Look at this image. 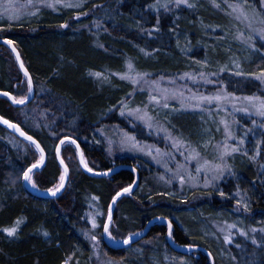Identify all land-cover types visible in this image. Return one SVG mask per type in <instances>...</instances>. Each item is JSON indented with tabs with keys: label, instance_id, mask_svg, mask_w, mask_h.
Here are the masks:
<instances>
[{
	"label": "trees",
	"instance_id": "trees-1",
	"mask_svg": "<svg viewBox=\"0 0 264 264\" xmlns=\"http://www.w3.org/2000/svg\"><path fill=\"white\" fill-rule=\"evenodd\" d=\"M149 3H153V0H88L84 9H45L31 20L13 25L11 32L0 33V38L7 35L16 41L15 46L33 79V84H36L37 88L42 86L40 109L44 110V113L41 114L43 119L42 126H39L41 130L32 131L28 126L16 121L12 112L17 108L12 107L7 99L0 98V116L18 124L45 149L46 166L43 170L33 173L37 190L46 191L56 182L61 171L55 154L48 153L44 140L40 137L45 126L52 133L58 135L62 133L60 138L76 136L75 139L85 156L98 163L99 171L111 168L102 149L95 147L89 150L79 138L87 140L93 131L106 122L124 125L118 116L120 107L118 102L127 99V93L131 92V88L127 83H120L115 79L98 88L89 77V72L107 69L123 73L126 61H130L137 72H147L153 77L182 74L188 71L187 63L191 58L203 56L205 52L203 43L220 36V31L224 29L220 15L209 9L197 7L195 10H189L182 7L173 12L154 13L145 10ZM93 4L104 7L95 10L92 9ZM248 5L258 11L262 8L259 0H248ZM77 11H89V14L82 16L84 19L80 22H76L71 18ZM157 15L161 17L160 31L149 37L142 29L150 30L156 23ZM137 20L141 21L139 27ZM65 21H68L71 27L59 28L58 25ZM201 21L203 25L219 27L215 32L211 28L205 31ZM96 22L100 23V27L95 26ZM171 29H175V32ZM177 32L182 35L181 37L191 41V45L188 44L191 51L177 44ZM99 44H103L104 48H100ZM141 48L149 55L141 52ZM5 81L4 67L0 60V92L7 91L13 95L12 86H7ZM247 89L249 93L253 91L252 88ZM35 99L39 98L35 95ZM180 121H182L180 126L186 129L187 134L191 125L187 120ZM70 127L73 131L69 129ZM0 131L6 133L2 128ZM136 133L138 135V132ZM137 137L140 140L144 139L140 134ZM8 151L9 156L0 159V230L13 226L17 219L22 223L14 238H6V234L0 231V264H36L37 261L38 264H62L69 256H73L71 261L73 264L75 257L80 254L84 260L90 261L92 248L84 233L88 231V217L92 207L106 208L118 188L133 182L132 172L120 171L109 179L92 178L82 172L72 174L62 195L57 199L43 200L29 195L24 188L18 194L11 192L7 183L8 163L15 160L14 163L20 168H27L34 162L35 154L29 150L25 151V154L13 149ZM121 164L128 163L123 161ZM234 169L242 175L244 181L237 183L234 179L228 178L221 181L218 187L234 197L236 186L241 184L248 193L257 195L258 198L252 205L257 210L255 215L257 216L258 212L264 209V186L258 181L255 185L252 183L257 179L252 167L236 163ZM139 175V187L141 185L144 187L146 176L143 172H139ZM139 187L133 196L121 199L116 205L119 214L115 210L113 221L117 222L119 230H123V235L115 233V237L124 239L129 233L141 232L151 219L167 216L173 221L176 244L203 247L212 253L215 264H223L210 244L201 241L195 232H191L190 235L184 234L178 227L172 217L182 215L180 210L173 209L178 212L171 213L166 201L154 199L157 195L154 190L150 192L151 200L142 199L136 195ZM93 195L100 198L98 202L91 200ZM199 198L202 200L195 201L194 209L220 213L235 206L234 198H221L215 190L206 192ZM120 215L129 223L134 222V226L126 228L128 223L120 219ZM43 231H48L49 237L43 236ZM155 237L158 241L155 246L157 252L160 251V243L162 245L165 243L166 249H170L166 242L164 225H154L145 239L152 240ZM241 244L246 246L244 251L234 248L235 242L232 244L234 246L230 247L231 256L237 259L235 261L230 259L227 264H245L246 260L254 261V264H264V251L254 249L250 242ZM126 249L116 251L107 248L106 252L112 259L119 260L126 256ZM172 254L175 257L183 255L189 264H209L207 256L200 252Z\"/></svg>",
	"mask_w": 264,
	"mask_h": 264
},
{
	"label": "rangeland",
	"instance_id": "rangeland-1",
	"mask_svg": "<svg viewBox=\"0 0 264 264\" xmlns=\"http://www.w3.org/2000/svg\"><path fill=\"white\" fill-rule=\"evenodd\" d=\"M192 2H198V8L209 9L211 12L219 14L220 18L222 19L221 23L223 24L224 29L223 31H220V36H215V38H213L212 40L203 43L205 44V47H203L205 49L203 56L201 58H191L187 63V72L191 74H197L199 71H205L206 73L218 72L219 68L225 65L228 66L229 70L220 73L217 76L209 75L208 79L213 81V83H205L199 78L198 75L195 81L187 78L180 79V77L185 72L182 74H172L165 77L162 76L164 77V79L160 81L161 87L177 88L184 91L185 95L190 94L189 89L191 90V92L210 95L215 93L222 86H225L227 91L234 93L236 96L242 97L247 95H264V85L260 84L258 81H255L251 77H237L233 75V73L237 70L233 61L239 63L245 72L256 71L258 70V67L264 68V48H261V45L264 44V41L260 40L257 36L255 37V43L256 48L259 49V51H255L249 48L246 44L234 39L237 29L243 31L245 36L249 34L244 24L240 23V21L235 20L233 17L226 15L225 11L214 8L209 0H192ZM217 2L222 3V0H217ZM24 3H26V0H14V4ZM5 6H7L6 0H4V3L0 5V7ZM45 9L50 8H42L40 13ZM252 10L254 9H252L248 5V11L250 14ZM227 11H230V9H228ZM153 12L157 13L156 11ZM160 12H164L163 9H161ZM256 12L257 15L264 13V7H262L260 11L256 10ZM31 18L34 17H27L21 22L29 21L31 20ZM83 19L84 18L81 17V19L76 22H80ZM17 24L18 23H14L13 25ZM8 32H11V30ZM225 33H227L226 36ZM181 36L182 35L180 34L179 44L182 45V48L187 49L188 47H190L187 43L189 39L187 38L186 40V38ZM221 36H224L225 38L223 40L218 39ZM0 60L2 61L4 67V74L6 77L5 84L7 86H12L13 95L25 94L26 79L19 71L14 57L6 48H0ZM196 61H207L209 66L206 68H201V66L197 64ZM126 71L127 68L124 69L123 73ZM100 72L105 76H108L110 80L115 79L120 83L125 82L130 86L133 95L131 97L128 96L125 100L128 103L129 107H142L144 104L149 103L147 90L141 92L139 90L140 86L137 85L136 90L133 91V86L128 81H121L118 76L112 75V73L115 72L109 71L107 69H104ZM89 77L94 81L98 88L109 83L104 82L101 79L94 78L90 75ZM158 78L159 77H153L151 75L148 77V79L150 80H155ZM170 81H175V83L172 84L170 83ZM221 82H223V84ZM40 87L42 88L41 85ZM40 87L37 88V85L34 84L35 95L36 98H39L38 100L35 99L28 106L17 108V110H14L12 112V115L16 121H20V124L28 126V128L32 131L41 130V121H43L41 114L44 113V110L40 109V98L42 97V90ZM247 88H252L253 91L249 93ZM169 103L170 107L168 109L157 108L155 112L151 110L150 105V114L155 116L156 121L167 128L173 136L182 137L186 142H189L192 147L197 148V150L200 151L202 155L207 156L209 159H212L214 155V149L212 145L218 142L222 143L224 141L223 125H219V121L221 119H227L230 122L231 130L234 132L237 138L243 137L245 139V145L243 147L249 150L250 153L255 148L256 141L264 140V128L260 127L261 124H264V117L257 116L254 112L250 111L248 113H245L233 111L231 104L226 106L227 112L221 111L218 110L215 102H213L212 104H204L200 108H185L182 110L174 111L173 109H180L179 103L174 100L170 101ZM236 105L237 107L242 106L239 101L236 102ZM119 108L118 116L123 120L124 125L119 126L106 122L99 129L93 131L90 134V138H88L87 140L85 138H79L81 143L89 150L94 149L95 147L102 149L105 158L111 168L121 164L123 161H126V163L138 168L139 172H143L146 176L145 185L144 187L143 185H141L139 187L140 192L138 191V193L136 194L142 197V199H146L148 198V196H151L150 192L153 190L157 193H173V196L156 195L154 199L156 198L166 201V203L169 204L168 207L170 208L169 210L171 213L178 212L174 211L173 209L180 210L182 212V215H175L172 217V219L176 222L182 232L188 235L192 234L191 232H195V234L198 235L201 241L203 240L205 243L210 244L221 263L227 264L228 261L232 259V252L230 249V247L232 248V246H234L232 244H234V242L246 244L249 243L250 240L241 237L236 229H233L232 231L234 233V242L230 245L224 244L222 242V234L217 232V226L223 227L224 225L222 222L227 221L228 223H237L238 227H264V209L263 211L258 212L257 216H255L257 210L256 208L252 207L254 202H256L255 200L256 198H258V196H255L254 193H249L251 208V211L249 213L237 211L235 206H233L231 210L220 213L209 212V210L207 209H194L193 207L196 204L195 201L197 199H199V201L202 200L199 197L212 190L203 188V173L200 174V187L198 188H194L189 184H185L183 186V190H181V185L179 184L178 180L173 181L172 185H166L163 181H160L158 179L160 175H164L165 177L171 175L170 172H167L165 170V163H167V166L173 170L176 169L177 163H186L185 156L180 155L181 151H184L185 155H187L186 148H181L179 151L172 148L171 141L165 139L164 132H157L155 126L152 129H149L141 121L133 120L126 115L121 116L119 114ZM227 113H232V115H228ZM182 119L184 121L187 120L188 124L191 125V128L188 130V132H186L187 134H185L186 129H183L180 126L182 123V121L180 120ZM253 120L256 121L255 125L252 123ZM232 121H236V123H231ZM37 125H39L40 127ZM217 126L220 127V131H216ZM69 129L73 131L71 127ZM248 129H252V131L248 132V135L245 136L244 134ZM122 131H127L130 134H134L136 137L140 134V136H142V138L144 139L140 140L138 137L137 139L141 142L142 145L159 147L162 152L171 153V157H161L159 158L161 162L157 163L156 160H153L150 156L145 155L144 152L121 150L119 147V139ZM42 132L43 133H41L40 137L44 140V145L47 148L48 153L55 154V145L62 136V133H59V135L56 134L54 136L47 126L44 127ZM136 132H138V135ZM71 137L77 138L76 136ZM109 139L113 141L111 154H109L108 152ZM208 141H210L209 146L207 148H204V143ZM229 143H235V141L230 140ZM262 147H264V145H262ZM10 149L20 152V154H25V151L29 150L31 153L33 152V154H35V159L38 158V153H36L33 146L21 140H18L7 131L6 133L0 131V159L7 158L9 156L8 150ZM62 156L65 163H67L69 167L70 179L72 174H78L79 172H81L77 161L76 152L72 146L68 147L67 151H65L63 148ZM85 158L88 160L90 167H93L95 171H99V165L94 159L89 160L86 156ZM257 161L258 163H264V159H261L259 157L257 158ZM14 162L15 160H11L10 163H8L7 183L11 192L13 191L15 192V194H18L20 190L23 189L22 179H18V177L21 175L22 171L26 169V167L20 168V166ZM228 162L232 165L236 176L233 177L230 175H226L222 181H225L228 178L234 179L237 183H242V181H244L242 175L240 173H237L234 169L236 163L243 164V166L245 165L252 167L253 171L256 172V174L259 171L257 163H252L246 157H243L239 154H236L234 159L230 158ZM188 167L194 169L195 161L189 163ZM13 180L15 181V183H12ZM220 182L221 181H219L218 184ZM119 189L120 188H118L117 190ZM181 200H187V203H181ZM107 207L108 204L106 208H103L102 206L92 207V211L90 212V215L88 217L87 232L95 233L100 238L99 246L94 249L92 246V242L87 238L92 248V256L90 261L84 260L82 255L80 254L75 257V261L73 264H77V262L78 264H103L105 260H121L112 259L110 256H108L106 252L107 248L102 243V225L106 220ZM115 210L118 211L119 214L118 207H116ZM97 211L102 213V215L95 216ZM93 216H95L97 224L100 225V227L96 229H92L90 223V220ZM120 217V219L127 221V219L123 215H120ZM241 221H243L242 224L240 223ZM113 222V226L110 229L112 231V234L114 236L115 233L123 235V230H119L117 222ZM127 223L128 224H126V228H132L134 226V222L129 223L127 221ZM213 232H217V235L220 236V239H217L215 236L211 235V233ZM205 233H207V235H205ZM127 236L128 235H126L125 237ZM117 240L122 241L123 238H117ZM157 242V237H155L152 240L145 239L136 243V245L134 244L128 247L126 249V256L123 259L124 264H173L172 258L178 257H175L170 249H166L165 243L163 245L160 243V251L157 252V247H155L157 245ZM234 248H236V246H234ZM105 253L107 255H105ZM71 257L73 258V256ZM71 261L70 264H72Z\"/></svg>",
	"mask_w": 264,
	"mask_h": 264
},
{
	"label": "snow or ice",
	"instance_id": "snow-or-ice-1",
	"mask_svg": "<svg viewBox=\"0 0 264 264\" xmlns=\"http://www.w3.org/2000/svg\"><path fill=\"white\" fill-rule=\"evenodd\" d=\"M7 6L0 7V33H7L11 30V27L14 23H20L23 19L27 17H36L42 8H50L53 10L57 9H84L88 3V0H26L24 4H14V0H6ZM211 5L222 11H225V14L233 17L235 20L240 21V23L245 25L246 30L248 31V35L245 36L243 31L237 29V32L234 36V39L246 44L249 48L259 51L256 48L255 37H259L260 40L264 41V13L257 15L256 10H252L251 14L248 11V0H242V2H229V0H222V3H218L217 0H209ZM262 7H264V0H259ZM4 3V0H0V5ZM223 5V6H222ZM184 7L189 10H195L198 6V2H192V0H153V3H149L146 7V11H156L157 13L163 9L164 12H172L175 9H181ZM104 7V5L93 4L92 9L99 10ZM92 9H89L91 11ZM230 9V11H227ZM89 11H77L74 12L72 16L73 21H79L82 16H87ZM179 19V17H177ZM160 22L161 17L157 15L155 25L149 29H142L144 34L151 37L153 33H158L160 31ZM137 26H140L141 21L137 20ZM201 25L205 31L209 28L213 32L216 31V27L211 25H203L201 21ZM96 27H100V23L96 22ZM259 26V27H258ZM61 29H67L71 27V24L68 21H65L58 25ZM115 27V26H113ZM178 27V25H177ZM107 30V29H106ZM171 31L175 32V29H171ZM179 33H176L177 36V44L179 45ZM227 33H225V36ZM225 37L221 36L218 39L223 40ZM2 43L11 48V51L15 53L16 60L19 62V67L23 72L26 80V93L22 95H12L10 92L3 91L0 92V95L7 97L12 104L15 105H25L29 100V95L33 92V79L30 76L27 68L23 61L20 58L19 52L16 48V41L10 38L7 35L2 37ZM189 45H191V41H187ZM100 48H104L103 44L98 45ZM261 48H264V44L261 45ZM107 51V49H105ZM141 52H144L145 55H149V53L145 52V49L141 48ZM183 51V49H182ZM187 51H191V48L188 47ZM197 64L201 66V68L208 67V62L204 61H196ZM235 64V68L237 69L233 75L237 77H251L255 81H258L260 84L264 85V68H259L256 71L245 72L239 63ZM127 71L124 73H112L114 76H118L121 81H128L133 86V91L136 90V86L139 85V90L144 92L147 90L148 92V104H144L142 107H129L128 103L124 100L119 101L120 104L119 114L121 116H127L136 121H141L146 127L152 129L154 126L157 132H164L165 139L171 141V146L178 151L181 148H186L187 155H185L184 151L180 152V155L185 156L186 163L180 164L177 163L176 169L173 170L167 166V163L164 164L165 170L170 172L171 175L165 177L164 175L159 176V180L163 181L166 185H172L173 181L178 180L181 185V190H183V186L185 184H189L194 188L200 187V174L203 173V188L204 189H212L215 190L221 198L233 199L235 197V207L237 211H242L244 213H249L251 211L250 208V196L247 189H242L239 184L236 186V191L233 195L226 193L223 189L219 188L218 182L222 181L226 175H230L235 177L236 173L233 170L232 165L228 162L230 158L234 159L236 154H239L243 157H246L250 162L257 163L258 173L257 179L252 181L255 185L257 181L260 185L264 186V163H258L257 158L264 159V140L256 141L255 148L249 152L243 146L245 145V139L243 137L237 138L234 132L231 130V124L227 119H221L219 121V125H223V134L224 141L222 143L218 142L212 145L214 149V155L212 159H209L207 156L201 154L197 148L192 147L189 142H186L182 137L173 136L167 128L163 125L159 124L156 121L155 116L151 115L149 112V106L151 105V110L155 112L157 108L168 109L170 107V101H177L180 105V109H173L174 111L182 110L185 108H200L204 104H212L215 102L218 110L227 112V105L231 104L233 111L238 112H254L255 115L264 117V95H247V96H236L234 93L226 90L225 86L220 87L215 93L210 95L198 94L195 92H191L189 89V95H185L184 91L177 88H169V87H161L160 81L164 79V77H159L155 80H150L148 77L151 75L150 73H140L137 72L134 68L133 63L130 61H126ZM229 68L227 65L221 66L218 72L206 73L205 71H199L197 74H191L185 72L180 79H190L195 81L197 75L201 80L205 83H213V81L208 79V76H217L220 73L228 71ZM134 73V74H133ZM89 75L101 79L104 82H109L110 78L105 76L101 72H89ZM170 83L174 84L175 81H170ZM223 84V82H221ZM239 83V82H238ZM133 92L127 93V96L131 97ZM239 101L241 103V107H237L236 102ZM111 111V109H109ZM228 115H232V113H227ZM0 123H3L8 126L10 129H14L19 133L21 137H24L25 140L29 141L31 145L35 147L36 153H38V158L34 160L33 163L25 170L22 171L21 175L18 179H22L24 182L29 184L33 189H37V183L33 178V170L39 169L45 166L46 164V153L45 149L41 146V144L33 138V136L27 134L21 127L4 117L0 116ZM231 123H236V121H232ZM252 123L255 125L256 121L253 120ZM39 126V125H37ZM261 128H264V124L260 125ZM216 131H220V127L217 126ZM252 131V129H248L245 132V136L248 135V132ZM52 135H56L55 132ZM235 141V143H229V141ZM98 143V142H97ZM210 141L205 142L203 147L207 148L209 146ZM109 148L108 152L111 154L112 152V140H108ZM64 146V150L67 151L68 147L75 146L76 155L79 158V166L82 167L85 171L92 173L97 176H108L113 169L109 168L107 171L98 172L95 171L93 167L89 166L88 160L85 158L84 151L81 149L80 144L77 139L71 136H64L59 139V142L55 145V158L59 161V165L62 169L60 171L58 179L55 183L49 188L46 189L48 195L55 197L59 192H61L66 187V183L69 177V167L65 163L64 159L61 157V149ZM119 147L121 150L128 151H138L144 152L145 155L150 156L153 160H156L157 163H160L161 157H171V153L162 152L159 147L150 146V145H142L141 142L137 139L134 134H130L127 131H122L119 139ZM192 161H195L194 169L188 167V164ZM133 172H136L137 169L135 167L132 168ZM12 183H15L13 180ZM136 186L135 180L128 184L125 187H121L115 194L111 197V203L108 205L107 210V218L103 223V233L102 235H106L108 240L112 242V244H120L131 245L134 237H140V232L129 233L127 237H125L122 241L117 240V238L112 234L110 230L113 226V206L116 205L117 201L122 196H133V189ZM157 195L160 196H173L174 194L171 192H158ZM99 197L93 195L91 197L92 201H99ZM148 199L151 200L152 197L148 196ZM181 203H187V200H181ZM102 215L99 211L96 212L95 216ZM93 216L90 220L92 229H96L100 227L97 224L96 218ZM155 219L164 220L166 222L167 227V238L170 240H174L173 235V221L169 219L167 216L156 217ZM22 221L17 219L14 222V225L11 227L3 228V233L6 234V238H14L18 234V228ZM223 227L217 226V232L222 234V242L224 244H232L234 242V233L233 229H236L238 234L245 239H249L251 245L254 246V249L264 251V227H238L237 223H228L227 221H223ZM241 224L243 221L240 222ZM38 231H40L38 229ZM217 232L211 233V235L215 236L217 239H220V236L217 235ZM42 235L45 237H49L50 233L48 231H43ZM84 235L92 242L93 248H97L100 244V238L92 232H85ZM207 235V233H205ZM150 243V242H149ZM59 246V244L57 245ZM236 248L244 251L246 249L245 245L241 243H236ZM187 249L188 253H191L195 250L196 246L192 244H188L184 246ZM105 255H107L105 253ZM208 257L212 259V253L208 252ZM251 255V254H249ZM72 257L62 261V264H70ZM91 259V257H89ZM167 259V257H166ZM173 264H189V261L185 259L183 255L178 258H172ZM235 256L232 257V260H236ZM38 264V261L36 262ZM78 264V262H77ZM103 264H124L123 258L120 261L115 260H105ZM213 264L215 261L213 260ZM245 264H254V261L246 260Z\"/></svg>",
	"mask_w": 264,
	"mask_h": 264
},
{
	"label": "water",
	"instance_id": "water-1",
	"mask_svg": "<svg viewBox=\"0 0 264 264\" xmlns=\"http://www.w3.org/2000/svg\"><path fill=\"white\" fill-rule=\"evenodd\" d=\"M0 47H4V48H6V49L12 54V56L14 57V60H15V62H16V65H17V67H18V69H19V71L21 72L22 76L24 77L23 72L21 71V69H20V67H19V62L16 60V55H15V53H13V52L11 51V48H10V47H8L7 45H4V44L2 43V38H0ZM16 48H17V47H16ZM17 51L19 52L18 49H17ZM19 55H20V58H21V60H22V57H21L20 52H19ZM22 61H23V60H22ZM23 63H24V62H23ZM25 68H26V66H25ZM30 76H31V75H30ZM24 78L27 80L26 77H24ZM0 98H5V99H7L8 102H9V104H10L12 107H14V108H23V107H26V106H28L29 104H31V103L33 102L34 98H35V88H34V84H33V92H32L31 94H29V100H28V102H27L25 105H15V104H12V102H11L7 97H5V96H3V95H0ZM10 122H11V121H10ZM0 128L4 129V130L7 131L8 133H10L11 135H13V136H14L15 138H17L18 140H21V141H23V142H25V143H27V144H30L29 141L25 140L24 137H21V136L19 135V133L16 132L14 129H10V128H8L7 125H5V124H3V123H0ZM21 129H22V128H21ZM22 130H23V129H22ZM26 133H27V132H26ZM27 134H28V133H27ZM29 135H30V134H29ZM33 138H34V137H33ZM34 139H35V138H34ZM58 142H59V141H58ZM78 143H79V142H78ZM30 145H31V144H30ZM31 146H33V145H31ZM33 147H34V146H33ZM63 147H64V146H62V149H63ZM72 147H73L74 150H75V146H72ZM34 148H35V147H34ZM62 149H61V157H62ZM81 149H82V148H81ZM82 150H83V149H82ZM75 152H76V150H75ZM76 156H77V155H76ZM56 161H57L58 166L60 167V165H59V161H58L57 159H56ZM77 161H78V164H79V158H78V156H77ZM46 163H47V156H46ZM45 166H46V164H45ZM45 166H44V167H45ZM44 167L33 170V173H35V172H39V171L43 170ZM79 167H80V166H79ZM133 167H135V166L130 165V164H119V165H117V166H115V167L112 168L113 171H112L108 176H97V175H93L92 173H89V172L85 171L82 167H80V170H81V172H82L83 174H85V175H87V176H89V177H92V178H97V179H109V178H112V177H114L115 175H117L120 171H124V170H126V171H130V172H132V174H133V176H134L133 181L135 180V182H136V186H135L134 189H133V193H134V192L138 189V187H139V185H140V175H139L138 168L135 167V168L137 169L136 172H133V171H132V168H133ZM60 169H61V167H60ZM61 171H62V169H61ZM105 171H107V170H105ZM98 172H103V171H98ZM68 179H69V177H68ZM67 182H68V180H67ZM66 185H67V183H66ZM22 186H23L24 190H25L29 195H31V196H33V197H35V198L43 199V200H53V199H57L60 195H62V193H63L64 190H65V189H63L61 192H59V193L57 194V196L52 197V196L48 195V193H47L46 191H39V190H37V189H33L29 184H27V183L24 182L23 180H22ZM65 188H66V187H65ZM125 197H129V196H126V195H125V196H122V197L117 201L116 205L118 204V202H119L121 199H123V198H125ZM110 203H111V200H110L109 204H110ZM109 204H108V205H109ZM116 205L113 206V218H114V213H115ZM107 210H108V207H107ZM106 218H107V216H106ZM105 221H106V220H105ZM156 224H162V225H164V226L166 227V222H165L164 220H158V219H155V218L151 219V220L146 224L145 228L140 232V233H141V236H140V237H134V238H133V241H132L131 245H124L123 243L115 244V245H114V244H112L111 241L108 240V238H107L106 235H102V243H103V245H104L105 247H107L108 249H111V250H116V251L124 250V249H126V248H128V247H130V246H132V245H134V244H136V243H138V242L144 240V239L147 237L148 233L150 232L151 228H152L154 225H156ZM102 233H103V228H102ZM166 242H167V245H168V247L170 248V250H172L173 252L178 253V254H189V253L187 252V249H186L184 246L178 245V244H176V243L174 242V240H170V239L167 238V227H166ZM193 252H200V253L204 254V255L207 256V258L209 259V264H213V260H214V258H213V256H212V259H210V258L208 257L207 254H208L209 251L206 250L205 248L196 246V248H195V250H194ZM193 252H191V253H193Z\"/></svg>",
	"mask_w": 264,
	"mask_h": 264
}]
</instances>
